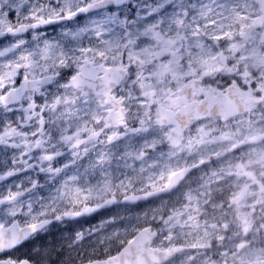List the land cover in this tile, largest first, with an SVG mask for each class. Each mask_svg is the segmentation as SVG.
<instances>
[{
	"label": "snow or ice",
	"instance_id": "6c2138e0",
	"mask_svg": "<svg viewBox=\"0 0 264 264\" xmlns=\"http://www.w3.org/2000/svg\"><path fill=\"white\" fill-rule=\"evenodd\" d=\"M0 264H264V0H0Z\"/></svg>",
	"mask_w": 264,
	"mask_h": 264
}]
</instances>
